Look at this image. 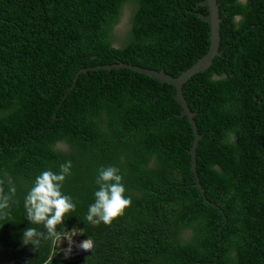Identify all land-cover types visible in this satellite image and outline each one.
Here are the masks:
<instances>
[{
	"label": "trees",
	"instance_id": "obj_1",
	"mask_svg": "<svg viewBox=\"0 0 264 264\" xmlns=\"http://www.w3.org/2000/svg\"><path fill=\"white\" fill-rule=\"evenodd\" d=\"M199 1L0 0V179L16 187L12 219L0 220V261L264 264V0H216L219 55L181 85L200 135L194 170L203 197L173 86L93 68L128 63L177 76L207 51ZM125 5L129 26L114 47ZM66 161L62 192L76 210L57 230L79 228L92 242L69 259L52 255L51 240L39 249L23 243L27 228L44 231L28 221L25 196L36 176ZM107 166L119 168L131 205L93 226L85 216Z\"/></svg>",
	"mask_w": 264,
	"mask_h": 264
},
{
	"label": "clouds",
	"instance_id": "obj_2",
	"mask_svg": "<svg viewBox=\"0 0 264 264\" xmlns=\"http://www.w3.org/2000/svg\"><path fill=\"white\" fill-rule=\"evenodd\" d=\"M71 161L60 165L59 172L51 170L43 171L36 176L31 189L24 199V209L28 221L32 225H40L44 231L36 227H29L23 233L24 245L31 244L39 249L43 241H62L65 237L71 244V238L58 231L65 218L75 212L76 203L73 198L62 192L66 178L71 176ZM122 175L115 166L101 167L98 170L95 183L99 186L94 193L92 203L85 216V220L93 225L101 223L110 225L116 218L122 216L126 208L131 205V197L125 195L126 189L122 183ZM7 184V192L5 191ZM16 187L11 177L5 174L0 179V220H11V205L15 202ZM84 240V239H82ZM92 242L89 239L80 244V248L87 251L91 249Z\"/></svg>",
	"mask_w": 264,
	"mask_h": 264
},
{
	"label": "water",
	"instance_id": "obj_3",
	"mask_svg": "<svg viewBox=\"0 0 264 264\" xmlns=\"http://www.w3.org/2000/svg\"><path fill=\"white\" fill-rule=\"evenodd\" d=\"M198 6H204L206 8V14H200L196 13V16L204 22L208 23V47L207 51L205 52L204 55H202L200 58H198L189 68L186 70L180 72L177 76L172 77L170 75L165 74L163 71H155L152 69H146V68H141L139 66L131 65L128 63H115V64H109V65H98L93 68L95 69H120V68H125L129 69L133 72H137L139 74H143L146 76H149L151 78H154L160 83H168L173 86L174 88V93H173V99L175 102L180 106V114L178 115L179 117H186L187 123L190 126L191 133H192V141L190 144V148L188 150V154L190 156V171L193 176V186H195L199 190V194L203 197L202 194V189L199 185L197 176L195 174V147L197 145V141L200 138V135L196 131V126L193 122V116L194 113L190 112L185 100L182 96L181 93V85L188 80L193 74L201 72L205 69H207L214 56L219 55L218 52V42H219V36H218V29H219V22L220 19L218 18L217 14V4L216 0H201L197 3ZM92 69L90 67L88 68H81L77 70L72 78V82L75 81L77 75L80 72H85L86 70ZM205 202H207L204 199Z\"/></svg>",
	"mask_w": 264,
	"mask_h": 264
},
{
	"label": "rangeland",
	"instance_id": "obj_4",
	"mask_svg": "<svg viewBox=\"0 0 264 264\" xmlns=\"http://www.w3.org/2000/svg\"><path fill=\"white\" fill-rule=\"evenodd\" d=\"M130 15V7L125 5L122 7L121 10V14L120 17L117 21V23L115 24V26L112 29V46L114 47H118L120 45V40L122 39L123 35L125 34V32L128 29V18ZM56 148L64 150L65 147L61 144H57ZM173 178H176V175L173 174L172 175ZM60 231L62 233H64V231L66 232L65 235H67L68 237H72L71 238V244L69 242V240L65 237L61 242L57 241V240H51L52 245L54 246V252H53V256H57V255H61L64 259H69L73 256H81L87 252L90 251H83V252H79L77 255H75V250H83L82 248H80V244L84 241L82 240L83 237H81L82 232L79 228H72V229H67L64 226L60 229ZM184 237V236H181ZM85 239V238H84ZM75 242V243H74ZM77 243V244H76ZM76 245H78V249H76ZM0 264H8L7 262L3 263L2 261H0Z\"/></svg>",
	"mask_w": 264,
	"mask_h": 264
},
{
	"label": "built area",
	"instance_id": "obj_5",
	"mask_svg": "<svg viewBox=\"0 0 264 264\" xmlns=\"http://www.w3.org/2000/svg\"><path fill=\"white\" fill-rule=\"evenodd\" d=\"M75 243V242H74ZM77 244V243H76ZM84 250H78V251H76L75 250V255H77L79 252H83Z\"/></svg>",
	"mask_w": 264,
	"mask_h": 264
},
{
	"label": "bare ground",
	"instance_id": "obj_6",
	"mask_svg": "<svg viewBox=\"0 0 264 264\" xmlns=\"http://www.w3.org/2000/svg\"><path fill=\"white\" fill-rule=\"evenodd\" d=\"M76 247H77L76 249H78V245H76Z\"/></svg>",
	"mask_w": 264,
	"mask_h": 264
}]
</instances>
